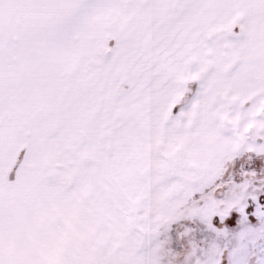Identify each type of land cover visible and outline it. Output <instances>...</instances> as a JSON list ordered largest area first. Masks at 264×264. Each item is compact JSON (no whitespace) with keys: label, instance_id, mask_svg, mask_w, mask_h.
Wrapping results in <instances>:
<instances>
[{"label":"snow or ice","instance_id":"snow-or-ice-1","mask_svg":"<svg viewBox=\"0 0 264 264\" xmlns=\"http://www.w3.org/2000/svg\"><path fill=\"white\" fill-rule=\"evenodd\" d=\"M0 264H264V0H0Z\"/></svg>","mask_w":264,"mask_h":264}]
</instances>
